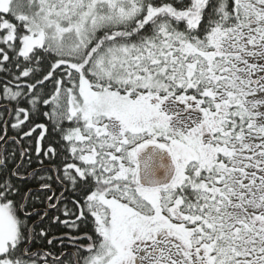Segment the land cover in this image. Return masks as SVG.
<instances>
[{
	"label": "snow or ice",
	"instance_id": "1",
	"mask_svg": "<svg viewBox=\"0 0 264 264\" xmlns=\"http://www.w3.org/2000/svg\"><path fill=\"white\" fill-rule=\"evenodd\" d=\"M0 264H264V0H0Z\"/></svg>",
	"mask_w": 264,
	"mask_h": 264
},
{
	"label": "trees",
	"instance_id": "2",
	"mask_svg": "<svg viewBox=\"0 0 264 264\" xmlns=\"http://www.w3.org/2000/svg\"><path fill=\"white\" fill-rule=\"evenodd\" d=\"M63 231L64 230H63L62 226L61 227H55L54 226L52 229V232L54 235H60Z\"/></svg>",
	"mask_w": 264,
	"mask_h": 264
}]
</instances>
